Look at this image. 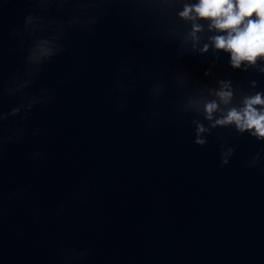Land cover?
<instances>
[{"label": "water", "instance_id": "obj_1", "mask_svg": "<svg viewBox=\"0 0 264 264\" xmlns=\"http://www.w3.org/2000/svg\"><path fill=\"white\" fill-rule=\"evenodd\" d=\"M198 2L0 0V107L55 93L4 122L24 137L0 153V264H264V138L215 124L264 99V55L233 67L225 33L180 16ZM53 35L65 50L36 71Z\"/></svg>", "mask_w": 264, "mask_h": 264}, {"label": "clouds", "instance_id": "obj_2", "mask_svg": "<svg viewBox=\"0 0 264 264\" xmlns=\"http://www.w3.org/2000/svg\"><path fill=\"white\" fill-rule=\"evenodd\" d=\"M255 17L253 18V14ZM194 14V15H193ZM180 16L189 19L197 20L203 18L209 20V30H215L223 35H215L209 39L212 45L218 50H224L231 53V63L233 67H239L241 61L254 62L258 56L264 55V0H199L194 5H185ZM32 20L29 15L26 18V23ZM199 24H193V34L201 31ZM61 35H53L51 37L41 36L32 45L27 60L37 65L36 71H39L40 66L51 60L53 57L60 55L65 50V45L62 42ZM208 45L204 46L206 51ZM31 75V73H29ZM14 82L9 78V83ZM33 80L27 79L20 86L26 88L32 85ZM42 93H49L47 99L41 97ZM13 89L7 83L0 80V99L5 95L12 96ZM54 91L50 88H41L34 95L27 97V103L20 101L9 111H4L0 107V153L3 152L5 143L18 142L24 137L22 126H18L15 130L18 135H15L13 130H5L4 122L8 117H16L21 112V107L25 111L20 115L21 121H26L31 114V110L37 104L48 105L54 99ZM217 95L220 100L227 103L232 93L230 91L220 90ZM264 104V99L260 94L246 98L244 107L241 110L235 108L230 109L225 116L215 121V124L235 123L236 127L241 131L245 129H254L253 135L259 138H264V110H258L254 105ZM218 109V104L213 101L205 105L206 118L211 120L212 114ZM205 129L202 125L197 126V138L195 143L203 145L204 139L199 137V133ZM46 129H36L34 135L46 134ZM11 133V134H10ZM41 157L44 152L40 153ZM223 163H227L224 160ZM2 200V197H0ZM3 215L2 203H0V217Z\"/></svg>", "mask_w": 264, "mask_h": 264}]
</instances>
